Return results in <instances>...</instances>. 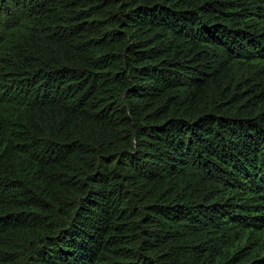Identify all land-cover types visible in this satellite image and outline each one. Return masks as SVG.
<instances>
[{
	"label": "trees",
	"instance_id": "trees-1",
	"mask_svg": "<svg viewBox=\"0 0 264 264\" xmlns=\"http://www.w3.org/2000/svg\"><path fill=\"white\" fill-rule=\"evenodd\" d=\"M0 264H264V0H0Z\"/></svg>",
	"mask_w": 264,
	"mask_h": 264
}]
</instances>
